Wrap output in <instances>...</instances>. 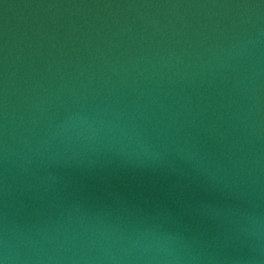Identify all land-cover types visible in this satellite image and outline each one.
<instances>
[{
  "label": "water",
  "instance_id": "1",
  "mask_svg": "<svg viewBox=\"0 0 264 264\" xmlns=\"http://www.w3.org/2000/svg\"><path fill=\"white\" fill-rule=\"evenodd\" d=\"M4 264H264V0H0Z\"/></svg>",
  "mask_w": 264,
  "mask_h": 264
},
{
  "label": "clouds",
  "instance_id": "2",
  "mask_svg": "<svg viewBox=\"0 0 264 264\" xmlns=\"http://www.w3.org/2000/svg\"><path fill=\"white\" fill-rule=\"evenodd\" d=\"M0 264H4V261L3 260H0Z\"/></svg>",
  "mask_w": 264,
  "mask_h": 264
}]
</instances>
